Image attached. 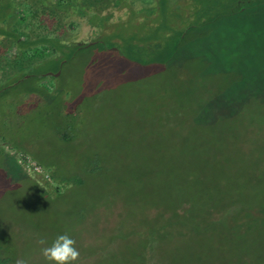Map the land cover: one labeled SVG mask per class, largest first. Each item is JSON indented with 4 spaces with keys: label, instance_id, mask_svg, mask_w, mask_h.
Wrapping results in <instances>:
<instances>
[{
    "label": "rangeland",
    "instance_id": "rangeland-1",
    "mask_svg": "<svg viewBox=\"0 0 264 264\" xmlns=\"http://www.w3.org/2000/svg\"><path fill=\"white\" fill-rule=\"evenodd\" d=\"M188 5L174 4L184 20L123 5L125 25L107 34L126 40L105 37L2 90L15 147L71 181L0 158V264H49L38 239L65 233L74 264H264V3L206 10L195 25ZM72 28L96 36L85 20ZM233 219L252 224L235 233Z\"/></svg>",
    "mask_w": 264,
    "mask_h": 264
},
{
    "label": "trees",
    "instance_id": "trees-1",
    "mask_svg": "<svg viewBox=\"0 0 264 264\" xmlns=\"http://www.w3.org/2000/svg\"><path fill=\"white\" fill-rule=\"evenodd\" d=\"M201 2L202 7L196 4L191 6V2L189 3L192 17L188 16L185 19L189 25L203 22L198 18V14L206 10L213 9L212 17L215 14L246 11L256 4L264 3V0H202ZM126 4L135 8L133 13L149 10L151 14L155 12L154 5L161 4L165 7V15L178 13L181 19L184 20L185 17L184 10L174 7L171 0H140L138 5L137 0H0V92L26 74L43 77L45 73L60 70L64 61L80 48L79 45L71 46L68 43L74 33L72 26L76 19L104 27L107 21L114 17L115 9L122 8ZM22 5L30 11L28 18L20 16L19 10ZM105 37L113 42L117 35L112 33L106 34ZM118 37L126 40L123 34H118ZM14 47L17 48V55L10 59L8 52ZM20 71L23 73L15 78V73ZM13 97L15 101V96ZM3 128L0 121V158H7L8 163L15 164L14 156L6 149L9 143L15 146V140L13 137L9 138ZM11 131L15 134L14 129ZM52 174L58 183L71 181L67 178L63 180L64 177L56 173L52 172ZM253 213L255 214V211ZM249 220L252 221L251 218ZM231 223L233 224L230 229H233L232 231L235 229V233L237 230L249 229L252 224V222L245 223V226H239L238 229V222L235 223L233 219Z\"/></svg>",
    "mask_w": 264,
    "mask_h": 264
},
{
    "label": "clouds",
    "instance_id": "clouds-1",
    "mask_svg": "<svg viewBox=\"0 0 264 264\" xmlns=\"http://www.w3.org/2000/svg\"><path fill=\"white\" fill-rule=\"evenodd\" d=\"M37 243L42 246L41 254L49 264H74L80 258L76 240L67 233L58 235L51 245L46 238L38 239ZM15 264H30V259L19 258Z\"/></svg>",
    "mask_w": 264,
    "mask_h": 264
},
{
    "label": "built area",
    "instance_id": "built-area-1",
    "mask_svg": "<svg viewBox=\"0 0 264 264\" xmlns=\"http://www.w3.org/2000/svg\"><path fill=\"white\" fill-rule=\"evenodd\" d=\"M17 160V163L29 174L37 176L41 181L48 184H54V176L49 168H47L42 162L33 157L30 153L20 150L15 146L7 149ZM56 188H59L57 185Z\"/></svg>",
    "mask_w": 264,
    "mask_h": 264
},
{
    "label": "flooded vegetation",
    "instance_id": "flooded-vegetation-1",
    "mask_svg": "<svg viewBox=\"0 0 264 264\" xmlns=\"http://www.w3.org/2000/svg\"><path fill=\"white\" fill-rule=\"evenodd\" d=\"M185 1L190 3V0H185ZM179 2H180V0H171V4H175V3H179ZM127 12H129V11H127ZM141 12H145V15L147 13H150L149 10L141 11ZM118 14H119V12H116V15L111 20L107 21V23H106V25L104 27H100L98 24L97 25L96 24H91L90 22L86 21V22H88L91 25V27L94 30L96 36L93 39H91V40H86V39L77 40L76 39L77 35L75 33H72L71 39L68 41V43H70L71 46L79 45V47L81 48V47L88 46L90 44H96L98 41L103 40L105 38V35L107 34V32L112 30V28L114 30H117V29L119 30V28L124 25V21H126L127 18L122 19L121 15H118ZM153 15H155V14L153 13ZM189 15H191V14H189ZM141 16L142 15H140L139 17H141ZM115 17H116L117 22L113 21ZM152 18H154V17H152ZM118 38H120V37H118ZM115 39H116V37L114 38V41H115ZM49 73H51V75H54L56 72L52 71V72H48V74ZM43 77H46V75H44Z\"/></svg>",
    "mask_w": 264,
    "mask_h": 264
},
{
    "label": "crops",
    "instance_id": "crops-1",
    "mask_svg": "<svg viewBox=\"0 0 264 264\" xmlns=\"http://www.w3.org/2000/svg\"><path fill=\"white\" fill-rule=\"evenodd\" d=\"M2 92H0V94H1ZM6 97H8V101H10V102H13L14 101V97H13V95H11V94H6L5 95ZM1 105V104H0ZM10 107H12V106H10ZM1 110H2V108H1V106H0V113H1ZM7 110V109H6ZM2 112H4L3 110H2ZM12 113V115H9L8 116V118H9V121L8 122H10V120L12 119V118H14V115H15V110H14V112H11ZM3 118V117H2ZM1 122H2V124H3V129H4V132H6V135H8V137L9 138H11V137H14V131H11L12 129H13V126H12V124H9L11 127H9L8 128V124H5L4 123V121H2V120H0ZM11 131V132H10Z\"/></svg>",
    "mask_w": 264,
    "mask_h": 264
}]
</instances>
